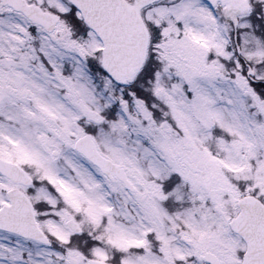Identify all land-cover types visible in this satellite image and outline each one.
Returning <instances> with one entry per match:
<instances>
[{
  "label": "snow or ice",
  "instance_id": "obj_1",
  "mask_svg": "<svg viewBox=\"0 0 264 264\" xmlns=\"http://www.w3.org/2000/svg\"><path fill=\"white\" fill-rule=\"evenodd\" d=\"M0 264H264V0H0Z\"/></svg>",
  "mask_w": 264,
  "mask_h": 264
}]
</instances>
